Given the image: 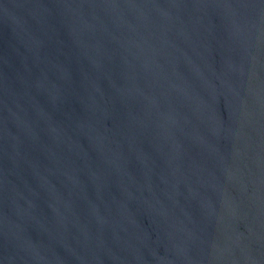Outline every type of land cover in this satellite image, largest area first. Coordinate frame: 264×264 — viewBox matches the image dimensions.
<instances>
[{"label":"water","instance_id":"95a60500","mask_svg":"<svg viewBox=\"0 0 264 264\" xmlns=\"http://www.w3.org/2000/svg\"><path fill=\"white\" fill-rule=\"evenodd\" d=\"M0 264H264V0H0Z\"/></svg>","mask_w":264,"mask_h":264}]
</instances>
